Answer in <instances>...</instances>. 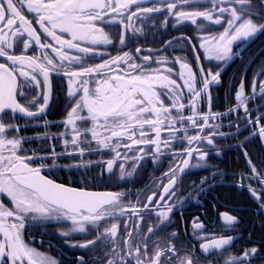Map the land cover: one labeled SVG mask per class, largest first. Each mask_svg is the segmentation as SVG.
I'll return each instance as SVG.
<instances>
[{
	"label": "snow or ice",
	"instance_id": "snow-or-ice-1",
	"mask_svg": "<svg viewBox=\"0 0 264 264\" xmlns=\"http://www.w3.org/2000/svg\"><path fill=\"white\" fill-rule=\"evenodd\" d=\"M147 4L148 0H0V57L8 62L0 63V196L6 197L10 202L9 204L0 199V264H58L54 258L24 239L26 225L42 227L47 221L68 222L70 227L65 225L68 230L62 231V236L91 232L93 238L72 246L102 251L99 264H117V257L119 264H174V260L175 264H200V258L194 253L177 258L174 245H169L167 251H164L157 244L150 252L147 237H142L140 243H136L127 224L124 229L126 238L122 237L123 248L118 252L119 225L114 221L127 211H131L140 221L151 219V216L140 215L141 210H147L155 213L156 227L160 231L171 223L170 214L176 205L168 204L165 197L171 199L175 195L179 175L189 167L194 154L199 160H205L208 153L203 150L202 145L205 142L214 145L212 137L225 135L218 131L205 134L206 128L219 127L209 121L220 114H201L197 110V102L202 96H208L210 105L209 86L220 82V72L213 73L209 70L205 73L201 67V86L197 88L196 74L187 62L179 59L175 63L180 64L178 75L183 84L173 79L172 68L163 71L154 69L151 57L147 55L142 57L144 63H137L138 56L123 52V55L111 57L109 61L94 66H85L84 58L97 52L95 46L113 45V37L105 31V25H120L118 43L121 47H127V32L135 34L142 31L131 25L133 17L144 20L148 18L147 14L166 9L167 15L163 21L165 26L168 23L167 16L175 17L177 23L190 21L196 25L197 20L202 18V21L220 26L218 34L203 36L199 47L209 61L229 60L232 59L233 45L236 42L249 40L264 32V0H207L203 5L200 0H166L164 7L155 6V2L153 6H145ZM178 5H189L194 10H184L183 7L178 9ZM201 6L204 10H195ZM25 7L28 13L35 14L33 19L26 17L23 11ZM33 20L44 36L50 37L54 43L41 41V36L33 27ZM197 26L201 30L212 31L203 22ZM25 35L40 49L50 48L55 56L42 53L41 61L40 57L34 55L10 53L8 49L21 44L24 52L32 47L30 40L24 38ZM65 35L69 38L66 39ZM67 50H75L81 55L70 54ZM140 51V48H136L137 54ZM57 59L59 64L56 63ZM199 59L197 56L198 61ZM165 62L164 58L155 61L157 64ZM26 68L30 71L24 70ZM54 70L68 77L70 110L62 122L71 131V140H64L66 149L69 143L73 146V151L68 152V155L83 156L86 148L81 147L82 144H87L89 151L108 149L115 153L113 159L106 161L107 171L111 173L118 159L141 161L148 153H153L155 161L160 155H164L163 149L172 148L176 141L182 142L179 145L182 151L177 153L173 150L172 153L178 163L164 174L168 177V183L163 185V194L158 196L153 192L147 197L142 209L135 206L126 208L122 202L123 193L68 187L42 174L45 157L26 154L27 150L22 149L26 141L24 137L16 135L20 128L15 121L18 119L17 114L36 118L45 113L51 92L50 72ZM93 75L98 77L94 82L85 79ZM260 75L264 76V71ZM18 77L23 78L22 83ZM39 77H42V81ZM31 84L36 87L43 84L47 89L43 94V104L36 111L30 107L35 104V98L28 100L27 104L21 103L17 98L18 95L25 96L24 88ZM185 88L190 94L187 104L182 99ZM252 90L255 94V80ZM259 92L264 96V81L259 85ZM165 99L171 103L166 104ZM249 99L251 97L245 96L244 84L241 82L236 94V108L242 107L246 115H250L247 107ZM186 107L191 114L185 115ZM234 110L236 109L229 111ZM261 120H264V116L248 122L258 126V131L253 132V135H259L264 140V124ZM188 125L199 131L190 135ZM162 131L169 135L162 137ZM61 135L67 136V133ZM93 142L97 146L95 149L91 148ZM184 143L187 144L186 147ZM139 145L153 147L147 150L144 147H134ZM121 147L127 149L123 156L118 151ZM128 152H133V155L129 157ZM52 155L56 156L54 148ZM244 156L252 178L264 185V176L257 171L247 151ZM34 160H40L41 163L33 166ZM74 166L90 167V164ZM138 166L134 163L132 171L126 172L124 165L120 164L121 179L125 175L131 176ZM206 180L207 178L201 180V185ZM249 191L257 201H261V196L254 188L249 186ZM261 208H264V201H261ZM221 218L229 226L237 223V218L228 213H222ZM193 227L202 229L203 224L198 220L193 221ZM147 232L154 234V227L149 226ZM137 235L142 236L138 226ZM176 235L172 233L173 238ZM202 239L204 242L200 245L201 252L214 254L215 250L227 251V246L233 243L235 237ZM257 251L253 247L244 251L241 256L225 260V264H247ZM121 252L124 254L121 255ZM104 257L111 258L105 260ZM80 264L87 262L81 258ZM205 264L211 262L205 259Z\"/></svg>",
	"mask_w": 264,
	"mask_h": 264
},
{
	"label": "flooded vegetation",
	"instance_id": "flooded-vegetation-1",
	"mask_svg": "<svg viewBox=\"0 0 264 264\" xmlns=\"http://www.w3.org/2000/svg\"><path fill=\"white\" fill-rule=\"evenodd\" d=\"M154 2L155 6L164 7L166 0L163 2L162 0H148V4L145 6H153ZM206 3L207 0H200L201 5ZM181 7L184 10H194L189 5H178V9ZM195 10H204V8L201 6ZM23 11L27 18L33 19L34 13H28L26 7ZM166 15L165 9L159 13L147 14L148 18L144 20L133 17L130 22L131 25L142 29V31L135 34L132 31L127 32L129 40L127 47H121L118 43L120 25H105V31L113 37L114 43L107 46H95L97 52L84 58L85 66L107 62L111 57L123 55V52H129L134 57L138 56L136 62L144 63L142 57L147 55L151 57L154 69L158 68L163 71L166 68H172L173 79L183 84L178 75L180 64L175 63L179 59L187 62L193 73L196 74L197 88L201 86V67L204 68L205 73L209 70L213 73L219 71L220 82L209 86L210 105L208 96H202L197 102V110L201 114H208L209 112L220 114L215 119L210 118L209 121L213 125H219V127L206 128L205 134L218 131L225 135L212 137L214 145H208L205 142L202 145L203 150L208 153L205 160H199L194 154L189 167L185 169L183 174L179 175L175 186V195L171 199L165 197L168 204H175L176 207L170 214L171 223L163 231L156 227L157 217L155 213L147 210L140 212V215L145 217L151 216V219L144 221L138 220V217L133 215L131 211H127L124 215L116 218L114 222L119 225L117 251L119 252L123 248L122 237L126 238L124 229L125 224H127L136 243H140L142 237H147L146 242L150 252L157 244L164 251H167L169 245H174L177 249V258L194 253L196 257L200 258V264H205V259L209 260L211 264H225V260L230 257L241 256L244 251L255 247L258 250L257 254L247 261V264H264V208H261V201H264V185L252 178V173L244 156V152L247 151L248 157L254 160L257 171L264 176V140L259 135H253V132L258 131V126L248 122L255 120L258 116H264V96H261L259 92V85L261 81H264V76L260 75L264 71V32L258 33L249 40L236 42L233 45L232 59L209 61L205 58L203 49L199 45L203 36L218 34L217 30L220 26L211 25L207 21H202V18L197 20L196 25L190 21L177 23L173 16H167L168 23L165 26L163 21ZM202 22L208 25L212 31L201 30L197 25ZM33 27L41 36L42 42L54 43L50 37L44 36L34 20ZM24 38L29 39L32 43V47L27 52H24L22 44L14 49H8V51L16 55H34L40 57L41 61L43 59L42 53L55 56L50 48L40 49L34 41H31V38L26 35ZM65 38L69 37L65 35ZM56 46L58 47V45ZM136 48L141 49L139 54L136 53ZM67 51L70 54L81 55L75 50ZM197 56L200 57L199 61ZM161 58H164L166 62L155 63ZM0 63L8 62L0 57ZM56 63L59 64L58 59ZM24 70L30 71L27 68ZM18 78L22 83L23 78ZM97 78L96 75H93L85 79L94 82ZM39 79L42 81V77ZM254 80L256 81L255 94L252 90ZM50 81L51 92L45 113L36 118L17 114L18 119L15 121L20 128L16 135L25 138L26 142L23 143L22 149L27 150L26 154L45 157L43 160L45 167L42 169V174L68 187L85 188L96 192L123 193L122 202L126 208L135 206L142 209L147 197L153 192L157 193L158 196L163 194V185L168 183V177L164 174L169 171L171 166L178 163L173 158L172 153L173 150L177 153L182 151L179 146L182 142L176 141L172 148L163 149L164 155H160L155 161L153 160V153H148L145 159L141 161L118 159L111 173L107 171L106 161L113 159L115 153L108 149L89 151L87 150L88 145L82 144L81 147L86 148L83 156L68 155V152L73 151V146L69 143L66 149L64 140L65 138L71 140V131L70 127H66L62 123L70 110L69 97L67 96L68 77L64 76L62 72L54 70L50 72ZM241 82L244 84L245 96L251 97L247 101L250 115H246L242 107L236 108L238 104L236 94ZM78 86L76 85V87ZM24 91L25 96L18 95V100L27 104L28 100L35 98V104L30 107L36 111L38 106L43 104V94L47 92V89L43 87V84L40 87L31 84L25 87ZM189 96L190 94L185 88L182 99L186 104L189 102ZM165 103L169 104L171 101L165 99ZM230 109L236 110L229 111ZM184 111L185 115L191 114L187 107ZM261 123L264 124V120H261ZM188 131L191 135L198 132L199 129H193L191 125H188ZM61 133H67V136H63ZM168 135V132L162 131V137ZM88 139L90 140L91 137L89 136ZM242 144L245 147H240ZM186 146L187 144L184 143V147ZM96 147L95 142H93L91 148L95 149ZM134 147H144L147 150L153 146L139 145ZM53 148L56 153L55 157L52 155ZM118 151L123 156L127 149L121 147ZM253 153L254 157H252ZM127 154L131 157L133 152ZM40 163V160L32 161L33 166H38ZM81 163L90 164V167L77 168L74 166ZM134 163L139 165L135 172L131 176L125 175L121 179L119 165L123 164L125 171L131 172ZM205 178H207L206 182L201 185V180ZM249 186L257 191L258 195L261 196V201H257L252 196ZM0 199H4L8 203L6 197L0 196ZM222 213L235 216L237 223L233 226L226 225L221 218ZM197 220L203 224L202 229L193 227V221ZM65 225H68V222L47 221L42 227L26 225L24 239L31 246L54 258L58 264H80L81 258L87 264H99L103 256L102 251L72 246L85 243L87 239L93 238L92 233H72L69 236H62L60 233L67 231L70 227V225L68 227ZM137 226L142 236L137 235ZM149 226L154 227V234L147 232ZM172 233L177 234L175 238L172 237ZM221 236L235 237L233 243L227 246V251L215 250L214 254L201 252L200 245L204 242L203 237L210 239ZM123 254L121 252V255ZM108 258L111 257H104L105 260ZM117 264H119L118 257Z\"/></svg>",
	"mask_w": 264,
	"mask_h": 264
},
{
	"label": "bare ground",
	"instance_id": "bare-ground-1",
	"mask_svg": "<svg viewBox=\"0 0 264 264\" xmlns=\"http://www.w3.org/2000/svg\"><path fill=\"white\" fill-rule=\"evenodd\" d=\"M252 157H254V153L252 154ZM250 158V157H249Z\"/></svg>",
	"mask_w": 264,
	"mask_h": 264
},
{
	"label": "trees",
	"instance_id": "trees-1",
	"mask_svg": "<svg viewBox=\"0 0 264 264\" xmlns=\"http://www.w3.org/2000/svg\"><path fill=\"white\" fill-rule=\"evenodd\" d=\"M253 164H254V160H252ZM9 203V202H8ZM10 204V203H9Z\"/></svg>",
	"mask_w": 264,
	"mask_h": 264
}]
</instances>
